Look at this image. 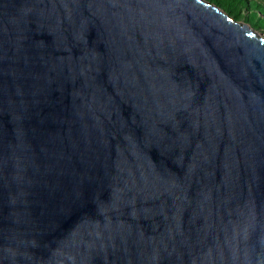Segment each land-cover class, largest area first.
I'll use <instances>...</instances> for the list:
<instances>
[{
    "label": "water",
    "instance_id": "water-1",
    "mask_svg": "<svg viewBox=\"0 0 264 264\" xmlns=\"http://www.w3.org/2000/svg\"><path fill=\"white\" fill-rule=\"evenodd\" d=\"M0 264H264V35L210 0H0Z\"/></svg>",
    "mask_w": 264,
    "mask_h": 264
},
{
    "label": "rangeland",
    "instance_id": "rangeland-1",
    "mask_svg": "<svg viewBox=\"0 0 264 264\" xmlns=\"http://www.w3.org/2000/svg\"><path fill=\"white\" fill-rule=\"evenodd\" d=\"M235 19L264 35V0H210Z\"/></svg>",
    "mask_w": 264,
    "mask_h": 264
}]
</instances>
